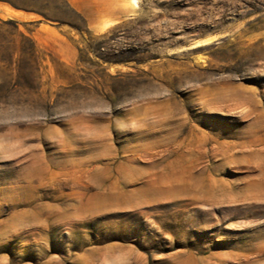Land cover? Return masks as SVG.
I'll return each mask as SVG.
<instances>
[{
	"label": "rangeland",
	"instance_id": "1",
	"mask_svg": "<svg viewBox=\"0 0 264 264\" xmlns=\"http://www.w3.org/2000/svg\"><path fill=\"white\" fill-rule=\"evenodd\" d=\"M1 1L0 264H264V0Z\"/></svg>",
	"mask_w": 264,
	"mask_h": 264
},
{
	"label": "crops",
	"instance_id": "2",
	"mask_svg": "<svg viewBox=\"0 0 264 264\" xmlns=\"http://www.w3.org/2000/svg\"><path fill=\"white\" fill-rule=\"evenodd\" d=\"M64 1L74 12L83 16L88 29L95 31L99 30L106 20H110L112 22L118 21L125 18L129 13L127 8L121 5L118 0ZM36 15L37 13L34 11L11 6L7 2L0 0V20L8 18L17 21L18 24L30 21L42 23ZM44 18L47 21L53 22L47 17Z\"/></svg>",
	"mask_w": 264,
	"mask_h": 264
},
{
	"label": "trees",
	"instance_id": "3",
	"mask_svg": "<svg viewBox=\"0 0 264 264\" xmlns=\"http://www.w3.org/2000/svg\"><path fill=\"white\" fill-rule=\"evenodd\" d=\"M4 23H9V24H11L13 27H14V29H17V25H18V22L17 21H15V20H12V19H9L8 21H3Z\"/></svg>",
	"mask_w": 264,
	"mask_h": 264
}]
</instances>
